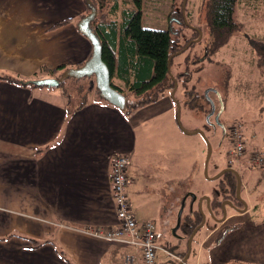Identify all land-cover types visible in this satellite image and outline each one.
Returning <instances> with one entry per match:
<instances>
[{"label":"crops","instance_id":"1","mask_svg":"<svg viewBox=\"0 0 264 264\" xmlns=\"http://www.w3.org/2000/svg\"><path fill=\"white\" fill-rule=\"evenodd\" d=\"M85 9L84 0H0V73L41 79L49 76L41 67L85 61L92 46L77 27ZM90 93L79 105L63 88L0 80V264H67L55 244L75 264H142L134 246L85 232L117 223L115 153L130 156L127 194L144 210L133 213L139 224L155 218L172 224L178 203L174 225L183 197L193 192L188 177L195 161L170 92L130 113ZM243 200L246 209L242 203L228 210L196 236L186 264H264V181L256 180ZM158 247L157 258L160 252L168 264H177L173 255H185L183 240Z\"/></svg>","mask_w":264,"mask_h":264},{"label":"rangeland","instance_id":"2","mask_svg":"<svg viewBox=\"0 0 264 264\" xmlns=\"http://www.w3.org/2000/svg\"><path fill=\"white\" fill-rule=\"evenodd\" d=\"M119 2V8L113 14V18L117 20L121 17L123 4L121 0H113ZM184 0H142L141 1V25L153 29L170 30L172 28H181L179 36L180 43H185L195 39L194 28L201 30V39L191 45L184 46L182 53L177 54L174 58L171 70L174 74L184 70V57L190 53L195 58V63H189L191 72L188 88L192 84H196L200 97L193 106L185 103L184 87L179 84V88L175 94L180 101L179 121L182 127L187 130L183 131L186 134L188 158L193 155L194 170L192 176L188 177V182L192 181V190L198 195H210L214 188H218L219 181L225 182L226 176L221 175L216 179H210L204 175V160L206 156V143L201 133H193V130L200 129L209 137V142L212 146V153L209 158L207 174L213 176L225 167H231L236 175L232 172L235 181V189L233 191L220 188L218 191L219 198H223L225 193L229 194L234 200L238 199L242 204V199L247 197L248 191H252L255 187L256 180L264 181V162L261 164L249 162L255 154L264 155V76L260 69L255 64L256 55L254 54L250 38L264 37V0H237L235 3L233 17L238 28L234 31L233 36L228 43L223 45L216 53L211 55V59H204V53L209 40L210 29V14L207 12V2L209 0H186L184 12H182ZM128 6V5H127ZM129 7L135 8L133 4ZM107 9V7H106ZM174 12V13H172ZM181 12V14H179ZM196 31V30H195ZM172 37L177 36L176 33H171ZM188 41V42H189ZM187 42V43H188ZM190 43V44H191ZM189 44V45H190ZM185 50V51H184ZM175 52V53H176ZM196 55V56H195ZM190 56V55H189ZM198 68V70H196ZM231 71L230 88L227 94L220 90V82L224 79V71ZM226 74V73H225ZM83 86V90H78V86ZM94 86V77H82L75 79L69 77L59 86H49L50 88L65 87L71 95L72 101H78L82 94L88 91V88ZM178 86V85H177ZM186 89V88H185ZM224 99V104L221 103ZM201 104V105H200ZM213 108L212 113L210 112ZM220 112L218 116L216 113ZM218 116V117H217ZM239 123V124H238ZM241 124V130L246 139L245 152L239 161H234L232 165L228 164L230 156L227 150L230 148L228 141L229 130L235 125ZM179 125V124H178ZM180 127V126H179ZM220 131L225 129V131ZM185 138V137H184ZM179 146L185 147V144L180 140ZM192 147V152H191ZM257 148L259 150H254ZM257 172V173H256ZM254 174H260L258 179ZM239 181V192L237 194V183ZM129 194L128 199L132 212L137 216L143 213L137 202ZM157 196V193L149 194ZM224 198L222 200H226ZM189 201V199H188ZM186 203L183 210L185 214L188 210L189 203ZM178 203H175L172 214V224L164 226L161 223V218H155L156 223V243L158 246L164 245L166 241L174 242L175 234L172 232L173 222L175 220ZM204 209L207 213V223L204 225L201 234L208 231L209 224L217 223L210 216L205 202L203 200ZM228 210L232 209L229 204L225 205ZM215 213L221 216L222 209L214 208ZM165 210H163V213ZM173 226V227H172ZM208 226V227H207ZM207 227V228H206ZM180 234V232L178 233ZM197 234L194 237V240ZM177 240V239H176ZM193 240V241H194ZM184 246L187 249V237L183 238ZM167 245V244H166ZM193 245V244H192ZM159 264H168L164 256L158 252ZM157 258V259H158Z\"/></svg>","mask_w":264,"mask_h":264},{"label":"trees","instance_id":"3","mask_svg":"<svg viewBox=\"0 0 264 264\" xmlns=\"http://www.w3.org/2000/svg\"><path fill=\"white\" fill-rule=\"evenodd\" d=\"M141 1L142 0H121L123 8L121 10V17L117 20L112 16L119 8V2L113 0H90L97 9V14L91 22V25L99 36L102 47V59L109 68L111 85L126 96L124 108L125 113H130L139 106L156 101L162 95L171 91L174 82L168 73V57L176 51L181 50L190 40L187 39L185 43H180L178 35L181 33V28L164 30L142 26ZM236 2L237 0H209L207 2V12L210 14L211 19L209 40L206 52L204 53V59L210 60L211 55L228 43L233 36L234 31L238 28L239 23H237L233 17ZM128 4H133L135 8H127ZM89 11L90 9L86 5L85 14ZM179 14H181V12ZM67 22L68 19L58 21L53 27ZM171 33H176L177 36L172 37ZM193 34L194 37L198 36V32L195 30L193 31ZM249 41L251 48L256 55L255 64L258 69H260L262 76H264V37L253 38L252 36ZM194 44L195 43H191L186 49ZM182 52L183 50L178 54ZM176 55L177 54H174L170 61V70ZM195 61L194 56L188 53L184 57V70L176 74L171 70L172 75L176 78L178 83L177 90L179 84H182L184 87L185 103L189 106H193L197 103L200 97L204 96V94L199 93L196 84H192L190 88L187 86V82L190 80L192 72L189 70V63H195ZM83 62L79 63V65ZM66 68L68 67L65 65L50 69L41 67L39 71L49 75L48 77L52 76L58 78ZM196 70H198V68ZM224 75V79L220 82V90H223L224 93L227 94L230 88L231 71H224ZM114 78H118L121 83L118 85L115 84L113 80ZM66 79L67 78L63 79L58 86L60 87ZM0 80L36 86L31 83V80L21 79L17 76L4 73H0ZM62 88L64 89L65 94L70 95L65 87ZM77 88L78 90L84 89L81 85ZM125 88H127V92H124ZM90 91H93V95L102 99L99 96L94 83L93 87H89L88 91L82 94L80 97L81 100L79 99V105H82L88 99V96L91 94ZM176 100L179 101L177 98ZM221 100V103L224 104V99L222 98ZM222 175L226 176V181H219L218 188H214L210 193L209 203L210 209L213 213H215L214 208L220 206V203L223 201L222 199L232 198L228 197L227 195L229 194L227 193H225L223 198H219V189L221 187L224 188V190L228 189L233 191L235 189V181L232 172L225 171ZM237 203L241 205L240 201ZM200 221L201 215L197 210V207H193L185 214L182 212L178 228L183 235L189 236ZM224 234L225 232L221 234L219 239L222 238ZM23 238L32 241L34 244H38L39 242L33 238ZM55 250L67 264H75L68 257L62 247L55 244ZM185 253L186 250L184 251V254Z\"/></svg>","mask_w":264,"mask_h":264},{"label":"water","instance_id":"4","mask_svg":"<svg viewBox=\"0 0 264 264\" xmlns=\"http://www.w3.org/2000/svg\"><path fill=\"white\" fill-rule=\"evenodd\" d=\"M185 1L186 0L183 1L182 12H184ZM85 2H86L87 7L90 9V11L80 18V20L77 23V27H78L79 31L83 35H85L91 43L92 48H91V53H90L89 57L79 66L66 68L58 78L46 77V78H41V79H33V80H31V83L35 84L36 86H58L60 84V82L65 78L72 77L75 79H79L82 77H94L95 87L98 90L99 96L102 99L109 102L110 104L117 107L118 109L124 110L125 102H126V96L124 93L120 92L117 88H115L114 86L111 85V75H110L109 68H108L107 64L102 59V47H101L100 39H99V36L97 35V33L95 32L94 28L91 25V22L93 21V19L95 18L96 14H97V9L90 2V0H86ZM194 29L198 32V36L195 39L189 41L186 46H188L193 41L197 42L201 39V36H202L201 30L198 28H194ZM179 52L173 53V54L169 55V57H168V73L174 82V86L170 91V95L172 98H174L175 103L177 105V121H178V124L183 131L187 132V130H185V128L181 126L180 121H179L180 104L174 97L178 83L176 81V78L172 75L171 70H170V61H171L172 57L174 56V54H178ZM212 111H213V108L211 109V113H212ZM192 132L193 133H196V132L201 133L204 140H205V143H206V156H205V160H204V170H203L205 176H207L210 179H216L219 176H221L225 171H231L236 175V177L238 176L237 172L233 171L231 168H224L221 171H219L217 174H215L213 176H209L207 174V167H208L209 158H210L211 153H212L211 143L209 142L208 137L206 136V134L202 130L196 129V130H193ZM238 192H239V181L237 183V194H238ZM187 196H190V198H191V202H190L191 209L193 207V202L197 198L195 193L189 192L182 199V202L180 204V208H179L178 213H177V220H176L175 226L172 229V232L175 234L174 236L177 240H183V238L186 237L185 235L178 234L177 229H178V226L180 225L181 214H182L183 207H184V201H185ZM203 200L205 202V206H206L210 216H212L216 222H219V221L224 220L226 218V215H227V210L225 208L226 204H229L231 208H235L238 210L241 209L238 206H236L235 204H233L230 200H228V199L223 200L220 203V208L222 209V215H221V217L218 218L213 214V212L210 209V203H209L210 202V196L206 195V194L200 196L198 198V202H197V210L199 211V213L201 215V221L199 222L198 225L195 226V228L192 230L190 235L187 236L186 253H185L184 257L182 258V261L178 262L177 264H182L184 261H186L188 255L190 253L191 247H192L193 238L195 237V235L197 234L199 229H201L206 222V213L204 212L203 207H202V201ZM239 201H241V200H239ZM242 203H243L242 209H246L245 201L243 200Z\"/></svg>","mask_w":264,"mask_h":264},{"label":"built area","instance_id":"5","mask_svg":"<svg viewBox=\"0 0 264 264\" xmlns=\"http://www.w3.org/2000/svg\"><path fill=\"white\" fill-rule=\"evenodd\" d=\"M228 136L231 146L227 153L230 156L229 162L231 163L244 155L245 138L239 125H235L230 129ZM252 161L261 164L264 162V155L255 154L252 157ZM130 163V156L125 153H115L111 157V183L117 220L116 225L104 231L87 228L85 232L112 242L134 246L140 251L142 264H158L157 250L159 247L156 243L155 223L149 219L139 224L129 203L127 187L130 183L128 177ZM174 257L178 261L181 260L180 257ZM125 259L126 261H131L129 256H126Z\"/></svg>","mask_w":264,"mask_h":264},{"label":"flooded vegetation","instance_id":"6","mask_svg":"<svg viewBox=\"0 0 264 264\" xmlns=\"http://www.w3.org/2000/svg\"><path fill=\"white\" fill-rule=\"evenodd\" d=\"M235 7V6H234ZM218 116L220 115V112L218 111V113H216ZM217 116V117H218ZM235 161V160H234ZM234 161H232L231 163L229 162V159H228V164L229 165H232V163H234ZM225 168H231V167H225ZM224 169V168H223ZM231 172V171H230ZM220 177V176H219ZM200 196H202V195H200ZM199 195H198V197L195 199V201L193 202V207H197V202H198V198L200 197ZM228 200H230L233 204H235L236 206H239V204L237 203L238 201L235 199H233V198H227ZM189 202H191V199H189ZM202 204H203V201H202ZM203 207V210H204V212L206 213V209H204V206H202ZM216 217L218 216L216 213H213ZM222 215V214H221ZM219 217H221V216H219ZM181 221V220H180ZM207 223V213H206V222H205V224ZM204 224V225H205ZM179 227V226H178ZM204 227V226H203ZM203 227L201 228V229H199V233L202 231V229H203ZM177 232L179 233L180 232V234H182L183 235V233L180 231V229L178 228L177 229ZM187 237V236H186Z\"/></svg>","mask_w":264,"mask_h":264}]
</instances>
